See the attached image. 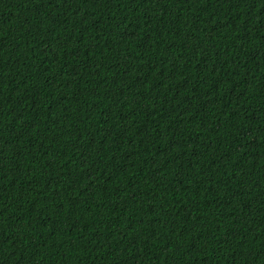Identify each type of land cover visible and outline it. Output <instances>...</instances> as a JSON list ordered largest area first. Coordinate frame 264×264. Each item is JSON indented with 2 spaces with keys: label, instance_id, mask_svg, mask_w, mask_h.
Returning <instances> with one entry per match:
<instances>
[{
  "label": "trees",
  "instance_id": "trees-1",
  "mask_svg": "<svg viewBox=\"0 0 264 264\" xmlns=\"http://www.w3.org/2000/svg\"><path fill=\"white\" fill-rule=\"evenodd\" d=\"M0 264H264V0H0Z\"/></svg>",
  "mask_w": 264,
  "mask_h": 264
}]
</instances>
